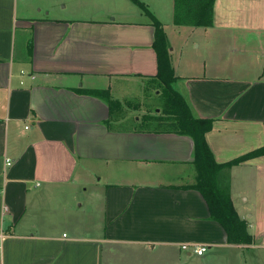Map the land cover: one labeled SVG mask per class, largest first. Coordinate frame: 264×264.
<instances>
[{
    "label": "crops",
    "instance_id": "obj_1",
    "mask_svg": "<svg viewBox=\"0 0 264 264\" xmlns=\"http://www.w3.org/2000/svg\"><path fill=\"white\" fill-rule=\"evenodd\" d=\"M19 1L0 0V264H139L183 243L207 245L202 258L216 264H264V154L230 169L253 236L234 244L186 186L193 139L123 126L138 112L129 93H158L150 18L33 16ZM140 1L166 32L154 0ZM167 15L189 28L177 45L166 32L175 86L196 117L213 119L215 160L263 146L264 0H215L209 27L175 25L173 0ZM89 89H108L115 105Z\"/></svg>",
    "mask_w": 264,
    "mask_h": 264
},
{
    "label": "trees",
    "instance_id": "obj_2",
    "mask_svg": "<svg viewBox=\"0 0 264 264\" xmlns=\"http://www.w3.org/2000/svg\"><path fill=\"white\" fill-rule=\"evenodd\" d=\"M131 1L149 16L154 27L152 46L156 53L157 73L153 80L162 88V114L149 113L143 117V120L160 127L142 130L175 132L193 139L195 180L193 184L186 186L202 194L208 205L210 218L221 224L229 243L251 244L253 236L248 231L245 220L238 215L230 196V169L245 160L263 155L264 145L224 163L215 160L206 140V133L212 128L213 119L193 114L185 97L175 86L177 77L171 64L168 37L162 23L148 10L146 4L140 0ZM214 2L215 0H173V23L178 26H211ZM84 92L106 99L110 107L115 105L108 89H89Z\"/></svg>",
    "mask_w": 264,
    "mask_h": 264
},
{
    "label": "rangeland",
    "instance_id": "obj_3",
    "mask_svg": "<svg viewBox=\"0 0 264 264\" xmlns=\"http://www.w3.org/2000/svg\"><path fill=\"white\" fill-rule=\"evenodd\" d=\"M167 1L168 0H154V5L152 4V6L158 11L162 20L166 22L165 29L168 37H170L173 43L177 45L182 43L183 40L189 38L187 34V29L189 28H184L180 33L175 30L176 28H173L175 26H173V24L167 19ZM18 7L19 14L25 12L26 14L33 16H37V14H39V16L41 14L43 15V13H46L47 9H49V16L51 17L68 18L76 15H85L93 18H102L108 15L110 11H113L126 16L134 15V17L139 15L138 13H141L143 18H149V16L143 14L144 12H141L143 10L137 4L130 2L129 0H20ZM25 7L27 10H24ZM40 7L43 9L41 14L37 12ZM147 8L151 12V8L148 6ZM228 51H230V48H222V50H220V55L224 56ZM235 74L239 75L238 71H235ZM154 89L155 88H150L149 90L147 89L145 93H141L140 87L138 86L136 91L127 95V103L133 106L137 105L138 112H133L134 114L123 122L124 127H136L140 129H155L160 127L156 123H149L143 120V117L149 113L162 114V112H160L163 103L160 95L162 88L156 83L158 93H155ZM122 105L124 107V103H122ZM135 116H139L138 122L135 121ZM184 251L185 250L183 249L180 250L158 246L155 248L154 252L149 256H146L147 258H145V261L142 260L139 264H216L214 261H211V259L202 258L205 255L186 256ZM244 258L245 256L242 257L240 264H242ZM218 264H227V262H220Z\"/></svg>",
    "mask_w": 264,
    "mask_h": 264
},
{
    "label": "built area",
    "instance_id": "obj_4",
    "mask_svg": "<svg viewBox=\"0 0 264 264\" xmlns=\"http://www.w3.org/2000/svg\"><path fill=\"white\" fill-rule=\"evenodd\" d=\"M2 232L0 230V238L2 237ZM181 248L185 251H188L190 254L196 255V256H202L204 255L207 250V245L197 244V243H183L181 244Z\"/></svg>",
    "mask_w": 264,
    "mask_h": 264
}]
</instances>
